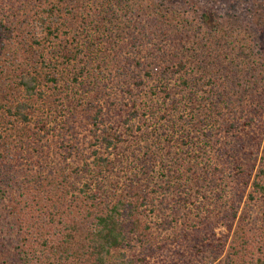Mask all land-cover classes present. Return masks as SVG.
<instances>
[{"label":"trees","instance_id":"trees-1","mask_svg":"<svg viewBox=\"0 0 264 264\" xmlns=\"http://www.w3.org/2000/svg\"><path fill=\"white\" fill-rule=\"evenodd\" d=\"M231 1L233 14L240 10L235 26L212 22L208 8L182 17L173 0H151L147 9L145 0H0V214L5 211L1 197L28 201L14 213L12 225L0 219V264H152L157 258L164 264L158 233L173 230L180 233V243H187L194 264L219 260L229 239V264H264L259 218L264 207V50L258 43L264 36V3L254 0L255 8H247L253 0ZM120 20L128 25L130 42L120 43L113 35ZM113 62L110 78H98L95 69ZM59 75L69 89L94 93L81 118L96 149L90 162L81 163L82 173H75L83 182L68 184L64 172L62 181L44 185L47 175L38 176L34 194L20 184L18 174L23 160L34 164L31 152L48 151L40 136L44 126L33 121L35 103L43 96L42 81L55 82ZM97 96L103 104L97 105ZM72 99L67 103L73 110L79 104ZM160 108L181 128L191 124L204 146L215 147V162L201 169L192 157L176 162L193 178L174 198L158 203L133 181L120 195L113 189L111 196L103 181L89 183L85 175L92 167L97 172L92 179L112 172L105 152L137 143ZM73 115L65 120V133L73 130ZM176 124L168 126L171 132H177ZM188 135L183 132L176 141L187 146ZM222 137L229 139L225 146ZM237 143H249L253 162H244ZM159 153L152 152L156 162ZM146 166L142 161L141 169ZM174 185L166 180L156 190L169 193ZM38 199L48 207L39 208ZM7 225L14 236L10 241ZM217 225L226 236L215 235ZM9 245L15 258L8 255ZM186 254L169 264H190Z\"/></svg>","mask_w":264,"mask_h":264},{"label":"rangeland","instance_id":"rangeland-1","mask_svg":"<svg viewBox=\"0 0 264 264\" xmlns=\"http://www.w3.org/2000/svg\"><path fill=\"white\" fill-rule=\"evenodd\" d=\"M145 6L144 9L149 8V4L151 3V0H145ZM179 5V11L180 14H182V17H193L195 15H198L200 11H196L197 9H204L208 8L209 17L212 22L218 23V25L227 26L226 22H228L230 25H237L238 20L236 19V16L240 14V10L238 9V14H233L231 9L228 7L231 4V0H227V2L223 3H215L210 2L207 4L206 0H173ZM157 2V1H156ZM254 0L249 3L248 7H254L253 5ZM259 2V0H258ZM260 2L264 3V0H260ZM244 4V3H243ZM242 4V6H243ZM200 9V10H201ZM185 13H183V11ZM230 10V11H229ZM243 10V8H242ZM255 10V9H254ZM194 11V12H193ZM196 11V12H195ZM244 11V10H243ZM170 12V11H169ZM229 12V14H228ZM241 13H243L241 11ZM201 14V13H200ZM199 14V15H200ZM190 20V19H189ZM114 26L116 28L113 29V35L117 36L116 41H119L120 43L130 42L129 37L127 36L129 28L128 25H125L124 20L115 21ZM264 27V24H263ZM260 39V38H259ZM227 43V42H225ZM249 43V42H248ZM255 43V42H254ZM259 46L261 47L260 50H264V36L260 39L258 42ZM257 43V45H258ZM128 44V43H127ZM230 44V43H227ZM246 44V43H245ZM129 45L125 47L127 49ZM135 50V49H133ZM251 57H248L247 59H250ZM262 58H264V53L262 55ZM113 63H107L106 66L102 65L99 69H95L96 73L98 74V78L103 79L105 75L106 78H110L109 75L111 72H113ZM225 64V63H224ZM221 73V71H220ZM223 73V72H222ZM64 76V75H63ZM57 76L55 82H44L42 81L41 85V92L43 93L42 99H37L35 103V115L33 121L34 123L42 124L44 126V130L41 131L42 142H44L45 150H48L47 153H43V155H38L39 151L37 153H33L34 155V164L28 165L25 163V161H22V167L19 172V181L20 184L29 190H31L34 194L38 192L37 188H40L38 186L39 183H37L38 176L45 177L47 175V179L44 178L42 183L44 185H48V181L56 180L57 182L62 181L64 175V172L67 173V176L69 179H67V183H75L78 184V182H83V177H79L76 181V174L82 173L80 170L81 163L86 161L90 162L92 158L90 157L92 150L96 149V144L91 139V135L86 130L87 127H89V124L85 119H82V109L85 107L86 100L91 95L92 98H94V93L90 91V93L85 94L82 93L83 91L80 89H69V84L67 83V79H65V76ZM5 79V75L2 77V79ZM176 84V83H175ZM174 84V86H176ZM173 85V82H172ZM95 83H90V87L94 91ZM178 87V86H176ZM76 95V96H75ZM177 96V95H176ZM68 97H75V100L78 102V106L73 110L68 106ZM98 102L97 105L103 104V100L99 98V96L96 97ZM100 100V101H98ZM103 109H105L103 107ZM105 112V110H104ZM164 111L162 108L159 110V116L151 119L147 125V127L143 126V132L140 134V139L137 143L129 141L130 145H125L126 150L122 149L121 151H110L105 152L107 156L109 157L110 161L113 162L111 165L113 167L112 172L105 173V178L100 179L99 176H97V179H92L94 175H97V172L95 168L92 167V171L87 173L85 175L86 180L90 183V180L92 183L94 182H101L103 181L104 188L107 190L108 195L111 196V192H113V189L115 190V193L117 192L119 195L125 192V189L127 188V185L130 183V181L134 182V186L138 189L139 187H143L142 189L145 191V194L150 196V199H154L155 203H158L162 198L171 199L174 198L175 193L178 192L179 186H184L185 184H188V181H191L190 178H193L192 172L187 171L186 167H178L176 165V162H183L184 158H193L192 161L194 164H198L199 168L207 167V164H211L212 162H215V154L217 152L214 149H211V144L205 145L201 142L200 139L197 138V134L194 130H192L191 124H186L184 128H181L180 121H176V117L171 114L167 116V118L164 117L162 114ZM74 113L75 116L73 119V130L71 132L65 133L64 130H66V124L65 120ZM162 114V115H161ZM162 116V117H161ZM70 118V117H69ZM243 118V117H242ZM146 121V120H144ZM173 123H177L175 125L176 129H173L177 132H171V129L168 127ZM164 128H167L164 130ZM164 130V131H163ZM187 130V131H186ZM11 132V130L6 131ZM4 131V133H6ZM183 132H188L189 137L185 140L187 142L186 145L181 144V139L179 138L176 141V138H178ZM59 134H62L59 136ZM65 135V136H64ZM59 136V137H58ZM221 137V136H220ZM219 137V138H220ZM65 138V139H63ZM223 138V137H222ZM130 139V138H129ZM221 139V138H220ZM188 140V141H187ZM205 140V139H204ZM207 140V139H206ZM215 140V138H214ZM213 142H217L214 141ZM228 138H223L220 142L221 145H224L228 143ZM220 140L218 139V142ZM216 145L220 146V144ZM226 142V143H225ZM234 143L228 144L229 146ZM236 144V143H235ZM241 144V143H240ZM237 143V146L240 150L239 153L242 154V157L244 158V162L249 160V162H253V156H249V143H243L244 145H240ZM167 146L171 149L168 151ZM227 146V145H226ZM48 147V148H47ZM130 149V150H128ZM157 150V153H159V162H156L154 159H152V152H155ZM159 151V152H158ZM191 156H190V155ZM145 158V159H144ZM251 158V159H249ZM184 159V160H183ZM147 163V166L145 167V170L141 169V163L142 161ZM178 160V161H177ZM139 161V162H138ZM163 161V163L161 162ZM210 162V163H209ZM44 167V172H43ZM152 167V171L150 172V168ZM149 168V169H148ZM149 170V171H148ZM160 170L163 171L166 174V177L160 176ZM179 171V177H176V180L169 179L170 176L174 177V172ZM52 172V175L51 173ZM147 172V173H145ZM76 173V174H75ZM75 174V175H74ZM182 176V177H180ZM30 180H32V183L30 184ZM166 180H171V182L174 185L173 189H170L169 193L162 192L161 190L157 189L159 187V184L162 182H165ZM40 181V180H38ZM56 181H53V183H56ZM141 190V188H139ZM230 188H227L225 190H229ZM201 189H197V191H200ZM174 193V195H172ZM56 194H60V191ZM224 194V193H223ZM226 197V195L224 194ZM225 197L222 201L225 200ZM25 197H19L17 195H8L7 198L1 197V202H3V206L5 208V211H2L0 214V219H2L4 222H6L9 225H12L14 223V213H17L19 208L24 206V204H28L25 202ZM39 208L41 206H47L48 203L37 200ZM57 202L56 198L55 201ZM51 204V203H49ZM194 205H198L197 202ZM243 205V203L241 204ZM260 224L264 227V207L263 204L260 205ZM45 208V210L47 209ZM33 208V207H32ZM51 208V207H50ZM8 227V225H7ZM215 235L217 237H224L227 235V230L219 225L215 227ZM7 238L10 241L12 238H14L12 232L9 233V227L6 230ZM179 235L180 233L178 230L168 231L164 233V231L158 233V238L160 242L164 245V251L162 254H160L159 258H163L164 264H169V261L171 258L175 261L180 262V258L178 255L180 253H187L188 247H186L187 243L182 244L179 241ZM231 234L229 233V238ZM230 240V239H229ZM228 240V244H229ZM228 244L225 248V252L228 249ZM10 251L8 252V255L10 258H15L13 253L12 247L9 245ZM178 254H176V252ZM223 253L221 258L219 260L211 262L209 260L208 262H211L210 264H229L228 260L226 259L225 255L226 253ZM187 262H191L190 264L196 263V259L193 260V256H188V253L185 257ZM192 260V261H190ZM155 261V260H154ZM161 261V262H163ZM185 261V262H186ZM182 263V262H181ZM152 264H160V260L153 262ZM184 264V263H182Z\"/></svg>","mask_w":264,"mask_h":264}]
</instances>
